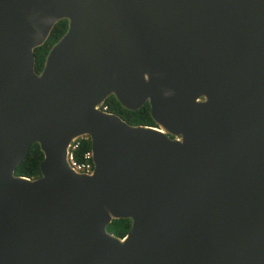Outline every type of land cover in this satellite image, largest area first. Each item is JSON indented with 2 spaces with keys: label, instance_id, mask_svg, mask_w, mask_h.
I'll return each instance as SVG.
<instances>
[{
  "label": "water",
  "instance_id": "water-1",
  "mask_svg": "<svg viewBox=\"0 0 264 264\" xmlns=\"http://www.w3.org/2000/svg\"><path fill=\"white\" fill-rule=\"evenodd\" d=\"M0 264H264V0H0Z\"/></svg>",
  "mask_w": 264,
  "mask_h": 264
},
{
  "label": "trees",
  "instance_id": "trees-1",
  "mask_svg": "<svg viewBox=\"0 0 264 264\" xmlns=\"http://www.w3.org/2000/svg\"><path fill=\"white\" fill-rule=\"evenodd\" d=\"M68 21H60L54 28L50 38L42 47L36 50L37 56V66L36 70L40 73L46 61V57L51 50V48L56 44L67 32ZM105 106L108 107V111L119 115L123 120L127 121L131 125H144V126H156L152 115L151 107L147 103L142 109L138 111H129L121 106L115 97L109 98ZM91 149V140L89 139L83 146V150ZM44 160V154L41 151L39 145L35 144L31 148L28 158L24 163L17 168L16 174L18 176H23L31 179H35L41 176V164ZM131 227V221L129 220H119V222L114 221L109 226V232L113 233L117 237L123 238Z\"/></svg>",
  "mask_w": 264,
  "mask_h": 264
},
{
  "label": "built area",
  "instance_id": "built-area-1",
  "mask_svg": "<svg viewBox=\"0 0 264 264\" xmlns=\"http://www.w3.org/2000/svg\"><path fill=\"white\" fill-rule=\"evenodd\" d=\"M104 111H108V107H103ZM89 140L88 137H81L76 140L69 150V162L71 166L80 173L91 174L95 169L94 156L92 149L83 150V146Z\"/></svg>",
  "mask_w": 264,
  "mask_h": 264
},
{
  "label": "bare ground",
  "instance_id": "bare-ground-1",
  "mask_svg": "<svg viewBox=\"0 0 264 264\" xmlns=\"http://www.w3.org/2000/svg\"><path fill=\"white\" fill-rule=\"evenodd\" d=\"M117 222V221H116ZM119 222V221H118Z\"/></svg>",
  "mask_w": 264,
  "mask_h": 264
}]
</instances>
